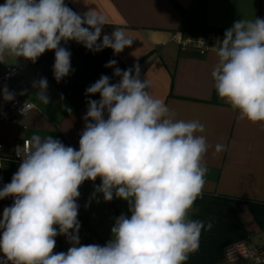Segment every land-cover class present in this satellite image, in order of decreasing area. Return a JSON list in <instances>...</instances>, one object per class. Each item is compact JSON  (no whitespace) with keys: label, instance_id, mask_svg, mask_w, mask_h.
Returning a JSON list of instances; mask_svg holds the SVG:
<instances>
[{"label":"clouds","instance_id":"1","mask_svg":"<svg viewBox=\"0 0 264 264\" xmlns=\"http://www.w3.org/2000/svg\"><path fill=\"white\" fill-rule=\"evenodd\" d=\"M107 19L90 10L80 15L65 0H4L0 3V63L6 57L33 63L55 52L54 77L68 76L71 53L61 42L76 41L89 50L131 47L122 28L101 33ZM99 41V42H98ZM218 61L211 77L218 97L238 113V121L264 126V19L239 20L215 47ZM110 60L105 67H114ZM118 83L102 75L86 89L88 100L79 150L52 136L33 135L16 148L20 158L0 200L13 197L0 216V264H186L199 249L205 223L191 218L203 194L210 145L206 127L197 119H177L163 99L141 80L139 65L114 67ZM44 94L47 80L35 85ZM4 99L13 95L4 89ZM226 149L216 144L215 152ZM101 184L96 192L106 202L114 196L128 202L104 246L81 244L79 188L85 181ZM207 230L213 224L207 223ZM71 247L54 253L56 237Z\"/></svg>","mask_w":264,"mask_h":264},{"label":"crops","instance_id":"2","mask_svg":"<svg viewBox=\"0 0 264 264\" xmlns=\"http://www.w3.org/2000/svg\"><path fill=\"white\" fill-rule=\"evenodd\" d=\"M199 23L213 29L228 30L241 19H264V0H177ZM76 13L94 10L103 14L107 24L103 35L122 28L133 39L131 47L115 54L111 48L92 51L76 41L61 42L71 53L69 75L57 82L53 73L55 52L46 51L35 63L24 58L6 57L0 63V72L16 66L19 76L0 85L13 99H24L34 108L16 123L0 124L3 154H12L15 145L33 135L52 136L62 143L79 147L80 133L85 122L88 100H99V94L86 95V89L102 75L110 83H118L114 67L127 70L139 64L144 70L141 80L149 82V91L163 99L176 113L177 119H197L206 127L210 145L204 157L207 167L203 194L194 204L191 218L205 223L198 251L189 256L186 264H251V260L228 263L224 258L227 246L239 242L264 246V229L260 228L244 201L264 203V126L238 121V113L218 97L211 72L218 61L216 50L205 55L182 52L174 35L182 31L184 16L171 0H65ZM193 35V34H188ZM99 42V41H98ZM114 67H105L110 61ZM47 80L45 95L34 85ZM6 100L0 95V105ZM226 145L221 153L216 144ZM101 184L85 181L79 188L77 203L83 211L84 221L94 229L102 246L112 238L111 229L121 214L130 216L128 202L113 198L106 202L96 192ZM234 199L242 201L234 203ZM12 203L0 202L3 209ZM213 227L207 230V223ZM2 255V254H0Z\"/></svg>","mask_w":264,"mask_h":264},{"label":"built area","instance_id":"3","mask_svg":"<svg viewBox=\"0 0 264 264\" xmlns=\"http://www.w3.org/2000/svg\"><path fill=\"white\" fill-rule=\"evenodd\" d=\"M4 0H0L3 3ZM179 45L182 52H195L199 55H205L209 51L216 50L215 45L217 40L220 41L224 38V33L210 32L197 35H174L172 37ZM137 65V64H135ZM132 65L129 68H133ZM139 65V64H138ZM128 68V69H129ZM140 78L144 73V70L139 65ZM21 69L19 67H12L7 71L0 72V85L5 82H11L14 78L19 76ZM120 80V79H119ZM0 95L4 98V91L0 90ZM34 108V104L24 99H12L5 101L0 105V124L4 123H16L22 117L27 115ZM28 140L24 139L15 145V148L10 155L3 154L4 145L0 141V189L4 185L11 182L13 174L18 170L21 160L16 156V148L18 145L22 146L23 143ZM64 144V143H63ZM65 146H68L64 144ZM79 150V147H73ZM13 197H7L0 202L13 203ZM78 220L80 222L79 238L81 244H98L102 246V243L97 236L96 232L90 227L83 219V211L79 206ZM56 247L54 253L66 252L69 247L72 246L70 241L63 235H58L56 238ZM224 258L228 263H236L242 260H251V264H264V246L250 245L247 242L234 243L226 247L224 251Z\"/></svg>","mask_w":264,"mask_h":264},{"label":"trees","instance_id":"4","mask_svg":"<svg viewBox=\"0 0 264 264\" xmlns=\"http://www.w3.org/2000/svg\"><path fill=\"white\" fill-rule=\"evenodd\" d=\"M176 8L184 16V23L182 25V31L187 34H205L210 32H221L225 33L226 30L213 29L206 25H203L196 21L190 13H188L183 7L178 3L177 0H171ZM242 201L234 199V203L240 204ZM247 203L249 209L251 210L256 222L260 228L264 229V203L258 201H244Z\"/></svg>","mask_w":264,"mask_h":264}]
</instances>
